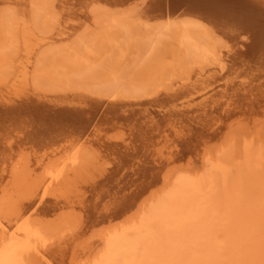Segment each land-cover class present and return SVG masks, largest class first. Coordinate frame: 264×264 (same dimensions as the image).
<instances>
[{
  "label": "bare ground",
  "instance_id": "bare-ground-1",
  "mask_svg": "<svg viewBox=\"0 0 264 264\" xmlns=\"http://www.w3.org/2000/svg\"><path fill=\"white\" fill-rule=\"evenodd\" d=\"M2 83L0 264H264V0H0Z\"/></svg>",
  "mask_w": 264,
  "mask_h": 264
},
{
  "label": "rangeland",
  "instance_id": "rangeland-1",
  "mask_svg": "<svg viewBox=\"0 0 264 264\" xmlns=\"http://www.w3.org/2000/svg\"><path fill=\"white\" fill-rule=\"evenodd\" d=\"M136 33H137V35L138 34H140V35H142L141 33L142 32H140V31H135ZM134 32V33H135ZM164 37V36H163ZM163 37H159V38H154L153 39V41H155V42H153L154 44H153V48L152 49H155L156 50V48H157V46H158V44H160L158 47H160V49L159 48H157V49H159L160 50V52H159V50L157 51L156 50V53H155V50L153 51L151 48H150V50L151 51H153V52H151L149 49H148V51L150 52V53H152L151 55L150 54H147V55H149V56H147L146 54H145V58H143L144 57V55L141 57L140 56V58H139V54L141 53H145L144 51H139V49H140V47H139V49H137L138 48V44H137V41L135 40L134 42H133V44H137V48H135V50H138L139 52H137V51H132V49L134 50V48H132L131 47V45H133V44H131L130 46H129V48L131 49V50H125V51H123L124 49V47H126L127 49H129L128 48V44H130V43H132V41H133V39H136V38H132L131 40H128L129 42H124L125 44L123 45L122 44V48H120V47H118V46H116V47H118V48H120V49H117V48H115V51L113 52L114 54H116L117 55V53L119 54V55H117V57H116V55H114L115 57L114 58H116L117 59V61L118 60H120L118 63H120L121 62V59H122V61H123V64L125 63V65H123L122 63H121V65L120 64H118L117 63V61H116V59H114V60H112L113 58H110V60H112V62H109V63H107V64H105V65H115V63H116V65L118 64V65H120V66H124V67H127V65H131L130 66V68H129V66H128V68L131 70H129V72H130V75L129 74H127L126 72H128V68H125L124 69V67H120L121 69H122V72H123V74L124 73H126V76H125V74L123 75L122 74V76H125L124 78L125 79H128V77H129V82L130 83H133V84H148V86H149V89L147 90V92H148V95L150 96H148V98H146L147 96H145L146 94H147V92H146V94H144L142 97H141V101L140 100H138V102L140 101V104H143V103H148L149 101H151L155 96H156V94H154V93H158V91H161V89L160 88H158L157 86H156V84H154V85H152V83L153 82H155L154 81V79L157 77V75H158V73H160V72H162L163 70V72H167V71H169L168 69H170L171 67H170V64L169 63H171V62H173L172 60H173V57H172V54L174 55V53H172L173 51H175V46L177 47L178 45H177V40L176 41H174L175 40V38H174V36H168L167 38H168V40L170 41H168L167 40V38H163ZM170 38L172 39V40H170ZM174 38V39H173ZM157 40V41H156ZM163 40H165V41H168V43H170V44H166V43H164V41ZM160 41V42H159ZM172 41V42H171ZM162 42V43H161ZM128 43V44H127ZM157 43V44H156ZM127 44V45H126ZM161 44H163V45H165L166 44V48L163 46V48L161 47ZM176 44V45H175ZM171 47H170V46ZM175 45V46H174ZM156 46V47H155ZM125 48V49H126ZM169 48V49H168ZM170 48H172V49H170ZM117 49V50H116ZM177 49V48H176ZM114 49H111L110 51H109V56L108 57H110V56H113V54H112V52L111 51H113ZM123 52H122V51ZM166 50V51H165ZM117 51V53H115ZM127 51H128V53H127ZM146 51V50H145ZM172 51V52H171ZM126 52V53H125ZM133 52H134V54H133ZM138 54V55H137ZM125 55V56H124ZM134 55H135V57H134ZM157 55V56H156ZM133 56V57H132ZM119 57V58H118ZM131 57V58H130ZM149 57V61H151L150 63L152 64V65H149V64H145V62L146 61H148V58ZM151 57H153V58H151ZM124 58V59H123ZM109 59V58H108ZM126 59V60H125ZM133 59V60H132ZM137 59V60H136ZM98 60V59H97ZM96 60V61H97ZM141 60V61H140ZM142 60H144V61H142ZM115 61V62H114ZM140 61V63H138V65H135L137 62H139ZM98 62H99V60H98ZM129 62V63H128ZM142 62V63H141ZM147 63V62H146ZM144 64V66L146 65V68H144V69H142L141 67H144V66H142ZM168 64V65H167ZM172 64V63H171ZM135 67H134V66ZM166 65V66H165ZM138 66V67H137ZM164 66V67H163ZM104 68V71L102 72V74L101 75H98V76H96V77H98V78H100V76L101 77H103L104 76V74L105 73H107V71H108V68H106V66H103ZM109 68H110V66H108ZM137 67V68H136ZM147 67H148V69H147ZM152 67V68H151ZM163 67V68H162ZM168 67V68H167ZM136 68V69H135ZM162 69V71H161V69ZM102 69V70H103ZM137 69H139L138 71H137ZM127 70V71H126ZM126 71V72H125ZM147 71V72H146ZM159 71V72H158ZM71 72V71H70ZM70 72H68V73H70ZM134 72V73H133ZM155 72V73H154ZM156 72H158V73H156ZM155 75H154V74ZM153 74V75H152ZM157 74V75H156ZM16 75H18V73L16 74ZM129 75V76H128ZM133 75V76H132ZM151 75H152V77L154 78H150L151 77ZM128 76V77H127ZM132 77V78H131ZM138 77V78H137ZM9 79H5V80H3L2 79V81H5V83H6V85H7V82H8V80H9V82H11V83H9L8 85L9 86H12V85H14L15 83H16V81H17V79H15L13 76H9L8 77ZM14 80H13V79ZM131 78V79H130ZM150 78V79H149ZM152 79H153V81H152ZM12 80V81H11ZM127 80V81H128ZM131 80V81H130ZM140 81L142 82V83H140ZM139 82V83H138ZM14 83V84H13ZM151 83V84H150ZM12 84V85H11ZM150 84V85H149ZM152 85V86H151ZM9 86H5L3 83H2V86H1V84H0V88L1 87H3V88H5V90H9L8 89V87ZM156 87V88H155ZM2 88V89H3ZM7 88V89H6ZM156 89V91H154ZM4 89L3 90H1V91H5ZM153 90V91H152ZM1 91H0V93H1ZM7 91L6 92H2L1 93V96L2 95H5V93H7ZM149 91H150V93H149ZM152 93V94H151ZM144 97V98H143ZM152 98V99H151ZM144 99V100H143ZM151 99V100H150ZM144 107V106H143ZM145 108V107H144Z\"/></svg>",
  "mask_w": 264,
  "mask_h": 264
}]
</instances>
